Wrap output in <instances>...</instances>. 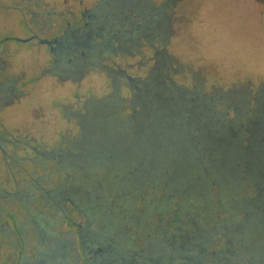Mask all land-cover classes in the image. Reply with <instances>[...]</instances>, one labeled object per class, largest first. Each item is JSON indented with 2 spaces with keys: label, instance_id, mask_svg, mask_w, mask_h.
<instances>
[{
  "label": "rangeland",
  "instance_id": "1",
  "mask_svg": "<svg viewBox=\"0 0 264 264\" xmlns=\"http://www.w3.org/2000/svg\"><path fill=\"white\" fill-rule=\"evenodd\" d=\"M103 1L107 0H0V43L9 36L28 38L25 22L36 29L35 22H29L31 12L39 14L45 8L64 15V19L56 14L42 17L50 20L46 27H41L42 31L52 38L62 34L67 21L72 24V29L83 27L80 13L97 8ZM143 1L155 11L167 6V25L171 33L169 55L175 61L174 70L170 73L174 82L203 94L209 100L218 96L224 98L227 92L233 91L244 96L264 92V0ZM122 15L126 16V12ZM122 15H119L120 18ZM101 25L105 26L103 22ZM124 28L110 24L108 31L117 34V29ZM92 43L99 44L97 38ZM4 46L6 48L3 47L0 53V134L8 130L18 138H26L39 150L56 151L57 158L42 163L36 159V162L22 161L19 165L7 166L9 161L4 159L0 150V264H14L15 259L20 264H47L37 260L40 242L36 230L41 224L53 238H70L68 251L71 258L68 261L75 264L77 237L72 233L77 229L72 223H81L85 227L88 220L74 211L70 203L59 201L48 206L42 194L61 185L66 186L67 178L71 179L78 173L79 166L66 173L57 164L59 158L64 164L66 160H71V155L81 152L80 147L75 151L73 147L74 143L81 145L85 141L81 137L83 133L78 116L87 115L86 105L92 104L94 110L105 105L118 107H114L113 118L111 114L105 118L111 123L113 120L122 122V118L127 116L130 83L119 76L120 81L114 84V72L108 74L102 64L114 71L123 70L132 79L143 80L146 76L142 63L144 54L151 56L152 52L141 46L130 57L126 53L114 56L102 54L98 57L101 58L99 62L92 60L93 64L89 63L82 74H70L66 78L47 75L37 82L42 70L52 63V56L46 47L39 50L37 46L12 40L5 42ZM80 52H85V49H78L70 55V59L74 60ZM17 78L25 80L12 85ZM9 89L23 91L26 96L6 100V95H11ZM221 106L219 103L218 109L222 110ZM89 135L94 141L117 137L101 133L94 127L85 137ZM5 148L16 159L35 158L34 152L23 146L15 149L6 145ZM69 194L74 195L73 191ZM159 201L160 190L146 188L134 200H125L120 205L127 218L116 223L113 220L115 224L111 233L122 236L118 239L128 245L130 254L141 262L139 264H142L148 242L157 243L161 239L159 235L178 241L181 237H191V232L195 230L204 231L211 235L204 250L213 255L225 245L235 254V263H243L245 258L244 250L239 248L247 246L249 250L258 239L254 233L251 236L226 234L232 219L239 218L234 201L228 203L217 196L212 203L217 208L200 215L191 212L190 206L187 212L177 215L176 212L182 210L176 208V202L164 212H145L149 205ZM39 216H42V223ZM189 225L194 227L189 230ZM16 228L24 235L22 245L17 240ZM92 228L95 232L99 231L98 227ZM262 236L264 239V234ZM13 243L18 244L15 250ZM250 253L254 262H264V246L262 251L254 248Z\"/></svg>",
  "mask_w": 264,
  "mask_h": 264
},
{
  "label": "trees",
  "instance_id": "2",
  "mask_svg": "<svg viewBox=\"0 0 264 264\" xmlns=\"http://www.w3.org/2000/svg\"><path fill=\"white\" fill-rule=\"evenodd\" d=\"M117 1L123 0L113 3ZM125 1L126 20L97 25L101 30L95 31L93 38L99 44L94 45L98 53L113 56L126 53L130 57L141 46L151 50L152 55L144 54L142 62L146 76L143 80L129 81L128 113L122 122L111 123L105 119L110 114L114 117L115 108L118 109L114 105L99 106L95 110L94 128L117 137L94 141L90 135L86 136L79 146L81 152L74 154L78 156L77 162L72 158L57 164L66 173L79 166L77 175L67 178L66 186L41 193L43 201L48 206L59 201L70 203L86 219L93 212L101 221L108 219L104 224L109 225L110 219L126 216L120 206L125 200H134L149 187L160 190L161 202L149 205L147 213L164 212L176 202V208L182 210L177 215L187 212L189 206L191 212L200 215L214 211L217 206L212 204L213 199L220 196L228 203L234 201L239 215L232 219L226 234L251 236L254 233L257 241L249 250L245 247L250 252L254 248L262 251L264 92L244 96L233 91L227 92L224 98L209 100L199 92L178 85L170 73L175 61L169 55L171 33L167 6L155 11L143 0ZM110 24L125 28L117 29L115 34L108 31ZM211 103L212 107H207ZM219 103L222 110L218 109ZM41 217L38 219L42 223ZM193 227L189 225L188 229ZM36 231L40 242L37 260L57 264V249L69 245L70 238H53L42 224ZM191 233L192 245L186 246L187 254L177 246L174 250L167 242H161L165 251L162 263L168 264L171 255L176 260L174 264H264L254 262L253 255L244 246L239 248L244 250L243 263L233 262L235 254L225 245L212 255L204 248L211 235L197 230ZM15 234L19 244H24L22 231L15 229ZM158 237L163 239L161 235ZM13 245L15 250L18 244ZM200 251L204 255L200 256Z\"/></svg>",
  "mask_w": 264,
  "mask_h": 264
},
{
  "label": "flooded vegetation",
  "instance_id": "3",
  "mask_svg": "<svg viewBox=\"0 0 264 264\" xmlns=\"http://www.w3.org/2000/svg\"><path fill=\"white\" fill-rule=\"evenodd\" d=\"M114 1V0H113ZM108 3V2H101L99 6L91 11H84L80 13V21L84 25L81 28H75L72 29V24L68 21L66 23V28L63 29L62 34L55 37H47L43 33V28L48 25V21L46 19H42L44 15H55V12H50L47 9H43L42 12L39 14H34L30 10V17L31 20L30 23L35 22L36 29H33L30 27L28 23L25 22L24 26L26 31L29 33V37L25 39H21L18 37H6L4 38L5 42L7 41H14L17 43L27 44L33 46H37L39 50L43 47H46L48 50V54L52 56V63L50 67H46L42 70V73L40 76L36 79L37 82L41 80L42 77H46L47 75H52L54 77L56 76H63V78L68 77L70 74H82L85 68L88 67L89 63H92V60H95L99 62L98 57L102 53H98L96 50V45H94L93 37L95 34V31L98 29L101 30V27H97V25L101 24L102 22L111 23L115 20H119L120 22L122 20H126V16L123 17V9L127 5L126 1L123 0L121 2L117 1L116 3ZM128 6V5H127ZM29 10V9H28ZM119 15H122V18H120ZM56 16H61V18L64 19L63 14H56ZM74 16V19H76V16ZM51 19V18H50ZM66 21V19H65ZM43 24L40 26V24ZM160 23V22H158ZM51 28H53V24L50 25ZM67 29V30H66ZM20 40H27L26 42L20 41ZM41 41H48L46 43L40 42ZM5 42L2 44L0 43V53L2 52L3 47L6 48ZM80 48H84L85 52H80L79 56L76 57L74 60L70 59V55L73 54L75 51H77ZM99 59V60H98ZM93 64V63H92ZM102 68H104V71L108 74H112L114 72L115 75H112V80L114 84H118L120 81L119 76L121 78H126L128 81L132 82V78L126 74V72H123V70L120 71H114L109 68L108 65L102 64ZM57 78V77H56ZM25 78H17L14 79L11 83L14 85L17 82L24 81ZM117 88V86L115 85ZM1 89V88H0ZM9 92L11 95H6V100H12L13 98H17L19 96H26V94L23 91H13V89H9ZM257 103H261V101L257 100ZM208 105V104H207ZM211 104H209L207 107H212ZM87 115L81 116L79 115L78 118L81 119V127H82V139H85V134L90 133V130L92 127H95L97 124L95 123V117L92 104H88L85 106ZM90 108V109H89ZM208 108V109H209ZM75 147H73L74 151L79 148L80 143L76 142L74 143ZM9 145L13 148L17 149L20 146H23L26 149H31L34 152L35 158L31 157H24L22 159H16L13 156L9 155L5 146ZM0 150L2 152V155L6 161H9L7 163V166H11V164L19 165L22 161H31L36 162V159L39 160L38 163H42L45 160L48 159H54L57 158V152L56 151H46V150H39L33 143L28 142L26 138L21 139L10 132L4 131L3 134H0ZM78 156H75L74 154L71 155V159L75 162L78 161ZM58 163L60 164L61 159H58ZM58 164V165H59ZM154 179V178H153ZM78 190V189H77ZM79 191V190H78ZM58 203V202H56ZM127 218V216H124L122 219ZM121 218H112L110 219L109 225H105L104 222L107 221H101L96 214H93V212L90 213V216L87 217L88 223L84 227L82 224H76L72 223L73 225H77V232L75 234V231L73 232L74 235H78V238H75L77 241V252L74 255L75 256V264H139L141 262L137 261V258L130 254L128 245L124 244L123 242H120V238L122 237L120 234L111 233L112 231V225L119 221ZM113 220L115 223H113ZM99 225V226H98ZM94 227H98L99 231L95 232L93 231ZM40 228V227H39ZM19 229V228H16ZM47 229V228H46ZM199 233L204 235V231L197 230ZM119 238V239H118ZM191 237L187 236L184 237L178 241H175L172 239V237H166L161 239L160 241H157V243L148 242L147 247L144 249V256L142 264H166L162 263V252L163 251L162 243L165 241L167 242V245L171 247L172 249L176 250L177 247L182 250L183 252L189 251L186 246L192 245L189 240ZM180 242V243H179ZM70 243V242H69ZM68 243V244H69ZM97 246H100L97 248ZM177 246V247H176ZM168 250V249H167ZM171 251V249L169 250ZM58 253V261L59 264H70L71 261H68L71 258L70 252L68 251V245H64L62 247H59L57 249ZM167 253V252H166ZM199 255H204L200 251ZM174 258L169 255L170 262H167L168 264H174L176 260H173ZM186 260L190 262L189 257L186 256ZM202 263V262H201ZM200 263V264H201ZM14 264H20V261L15 259Z\"/></svg>",
  "mask_w": 264,
  "mask_h": 264
},
{
  "label": "water",
  "instance_id": "4",
  "mask_svg": "<svg viewBox=\"0 0 264 264\" xmlns=\"http://www.w3.org/2000/svg\"><path fill=\"white\" fill-rule=\"evenodd\" d=\"M20 41L26 42L27 40H20ZM40 42L46 43V42H48V41H46V40H45V41H41V40H40Z\"/></svg>",
  "mask_w": 264,
  "mask_h": 264
}]
</instances>
